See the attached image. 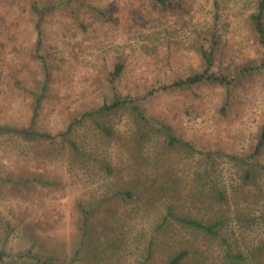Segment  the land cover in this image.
Instances as JSON below:
<instances>
[{
  "label": "rangeland",
  "instance_id": "rangeland-1",
  "mask_svg": "<svg viewBox=\"0 0 264 264\" xmlns=\"http://www.w3.org/2000/svg\"><path fill=\"white\" fill-rule=\"evenodd\" d=\"M172 1L175 7L163 9L155 0H0V124L58 134L111 99L113 84L199 147L252 151L264 126V71L242 77L230 96L217 83L169 85L204 69L200 43L212 33L218 41L214 71L233 74L264 60L249 24L259 0ZM118 63L122 73L111 81ZM117 127L124 131L126 121ZM77 130L79 140L90 145V127ZM119 145L118 139L110 145L115 159ZM67 163L61 142L0 137L2 176L61 182L0 186V213L15 229L9 250L70 255L82 225L76 202L89 201V190L101 178L82 181L84 175L75 177ZM225 168L229 174L231 167ZM94 216L92 236L102 238L99 215Z\"/></svg>",
  "mask_w": 264,
  "mask_h": 264
},
{
  "label": "trees",
  "instance_id": "trees-1",
  "mask_svg": "<svg viewBox=\"0 0 264 264\" xmlns=\"http://www.w3.org/2000/svg\"><path fill=\"white\" fill-rule=\"evenodd\" d=\"M155 2L163 9L175 7L172 0ZM249 24L264 47V0L250 14ZM205 39L200 43L204 69L169 87L217 83L230 96L242 77L264 71V60L233 74L214 71L217 37L212 33ZM122 70L118 63L111 81ZM112 90L111 99L86 110L58 134L0 124V137L61 142L70 173L84 175L80 179L92 184L101 178L89 190V201L76 202L82 225L70 255L9 250L15 229L0 213V264H105L116 259L124 264H264V126L250 152L203 148L149 115L138 97L119 94L113 84ZM122 119L126 127L119 131ZM85 124L92 132L88 146L77 136V128ZM117 139L115 159L110 145ZM29 182L61 185L54 178L0 174V186ZM94 214L102 230L98 239L92 236ZM28 235L34 238L31 231Z\"/></svg>",
  "mask_w": 264,
  "mask_h": 264
}]
</instances>
